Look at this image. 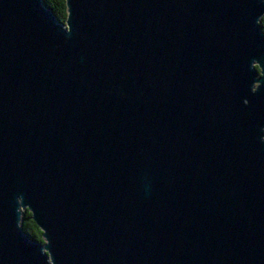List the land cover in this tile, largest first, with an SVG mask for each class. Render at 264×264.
Segmentation results:
<instances>
[{"label": "water", "instance_id": "1", "mask_svg": "<svg viewBox=\"0 0 264 264\" xmlns=\"http://www.w3.org/2000/svg\"><path fill=\"white\" fill-rule=\"evenodd\" d=\"M64 1L0 0V264H264V0Z\"/></svg>", "mask_w": 264, "mask_h": 264}, {"label": "trees", "instance_id": "2", "mask_svg": "<svg viewBox=\"0 0 264 264\" xmlns=\"http://www.w3.org/2000/svg\"><path fill=\"white\" fill-rule=\"evenodd\" d=\"M43 5L46 9H48L54 17L57 19L58 23L61 25L65 24L66 21V6L64 0H42ZM259 28L264 35V16L259 22ZM22 221H21V228L22 231L27 237L31 240L43 244L42 240V233L41 231L35 226L31 219V214L28 211H24L22 213Z\"/></svg>", "mask_w": 264, "mask_h": 264}]
</instances>
